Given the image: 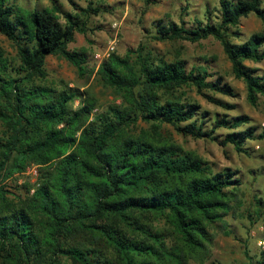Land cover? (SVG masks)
Here are the masks:
<instances>
[{
	"label": "trees",
	"instance_id": "trees-1",
	"mask_svg": "<svg viewBox=\"0 0 264 264\" xmlns=\"http://www.w3.org/2000/svg\"><path fill=\"white\" fill-rule=\"evenodd\" d=\"M95 1L103 2L89 0L79 13H71L57 6L29 10L0 0V33L17 49L12 63L0 47V259L8 264L202 262L214 238L208 228L220 225L229 233L224 217L234 211L241 177L231 167L212 172L179 145L122 133L139 119L153 126L167 123L183 136L217 140L249 154L245 143L264 140V126L246 114L216 113L211 121L206 119L209 111L172 92L192 86L207 101L231 110L234 103L206 91L236 96L234 87L222 77L208 79L206 67L186 70L183 59L155 57L144 45L133 51V60L130 54L111 53L101 64L104 82L122 100L93 115L92 101L71 107V101L83 95L78 89L58 91L37 83L47 76L48 55H59L78 72L84 69L85 52L70 50L67 44L75 31L86 32L82 15L101 12ZM216 10V21L207 9L205 21L196 19L190 26L158 19L153 37L218 40L233 75L245 84L247 101L256 106L261 97L264 112V70L244 63L264 60V35L240 39L236 29L250 13L264 25L263 0H218ZM218 128L229 132L219 138ZM31 163L40 166L39 181L29 196L16 201L6 194L3 182ZM261 203L256 200L257 214ZM151 216L164 218L167 226H153ZM84 232L91 241L86 236V244H75ZM106 250H112L118 263ZM248 264H264V253Z\"/></svg>",
	"mask_w": 264,
	"mask_h": 264
},
{
	"label": "rangeland",
	"instance_id": "rangeland-1",
	"mask_svg": "<svg viewBox=\"0 0 264 264\" xmlns=\"http://www.w3.org/2000/svg\"><path fill=\"white\" fill-rule=\"evenodd\" d=\"M12 1L29 10L57 6L61 11L79 13V8L86 7L89 0ZM72 1L75 4H72ZM97 5H101V12L91 13L86 17L82 15L87 25L86 32L75 31L73 41L67 44L70 50L85 52V60L82 64L84 69L78 72L73 64L59 55H48L45 59L47 76L43 81L35 80L37 83H44L58 91L78 89L83 95L72 100L71 107L76 109L83 104V101H92L93 115L109 105L119 104L122 100L119 92L104 82L99 72L101 64L111 53L121 57L130 54L133 60L135 57L133 51L144 45L152 50L155 57L158 56L167 61L183 59L186 70L192 66L206 67L211 75L208 79L222 77L234 87L236 96L206 91L217 98L234 103L236 107L231 110H225L207 101L192 86H182L172 92L174 97L181 101L196 102L200 104L202 110L209 111L206 119L211 121L216 113L219 115L227 113L229 116L246 114L254 124L264 126L262 98L258 99L256 106L249 104L245 84L233 75L231 63L218 40L209 36L195 42L159 41L153 37L156 29L155 21L158 19H163V22L172 20L177 23H181L182 20L185 21L186 26H190L196 19L205 21L208 9L212 19L216 21L218 0H157L150 4H145V0H103L99 4L97 1L93 3V6ZM56 14L59 16V21L65 23L64 15L60 11ZM236 29L239 31L240 39H245L253 33L264 35V25L253 13L242 17ZM240 39L232 38L233 41ZM111 46L113 49L110 48ZM0 47L6 58L14 63L17 59L16 46L1 33ZM244 63L252 68L264 70V60L259 62L245 60ZM209 124L207 123L206 126ZM227 132H229L227 128L216 130L219 138H223ZM3 134L4 125L0 122V137ZM122 134L179 145L200 157L212 172L231 167L241 177L242 183L236 191L237 202H232L234 211L224 217L228 222L226 230L229 233H224L220 225L209 227V231L214 234L210 254L202 262L192 260V264H248L250 259L264 253V140H248L245 146L249 154H243L235 151L231 144L221 145L217 140L183 136L167 123L153 126L141 119L126 128ZM39 171L40 166L31 163L26 165L23 171L15 172L3 182L6 194L14 197L16 201L24 200L33 192L39 181ZM257 199L262 201L259 214L255 212ZM151 218L153 226H167L164 218L154 216ZM86 236L89 243L91 238L86 232L82 233L78 240L76 237L75 241H72L75 244H86L84 240ZM100 247L105 248L103 245ZM106 252L114 258L112 250H106ZM114 260L117 263L119 261L116 257ZM64 262L73 264L71 261ZM0 264L8 263H3L0 259Z\"/></svg>",
	"mask_w": 264,
	"mask_h": 264
},
{
	"label": "built area",
	"instance_id": "built-area-1",
	"mask_svg": "<svg viewBox=\"0 0 264 264\" xmlns=\"http://www.w3.org/2000/svg\"><path fill=\"white\" fill-rule=\"evenodd\" d=\"M110 48L113 49V46H111Z\"/></svg>",
	"mask_w": 264,
	"mask_h": 264
}]
</instances>
